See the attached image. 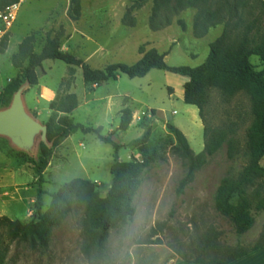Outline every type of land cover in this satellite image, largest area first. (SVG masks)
<instances>
[{
    "label": "rangeland",
    "instance_id": "1",
    "mask_svg": "<svg viewBox=\"0 0 264 264\" xmlns=\"http://www.w3.org/2000/svg\"><path fill=\"white\" fill-rule=\"evenodd\" d=\"M138 1L81 0L80 18L74 21L67 15L70 0H23L5 50L0 51V91L18 74L11 58L18 51L19 43L32 33L39 34L36 52L40 53L47 33L54 37L62 32V49L84 60L93 69L102 70L115 63L135 64L142 58L141 46L145 50L155 48L160 53L169 52L165 60L170 66L197 67L206 60L210 44L224 28V24H220L211 28L204 38L197 39L194 25L202 16V7L210 6L215 10L225 2L230 4L236 0H208L205 5L181 10L172 14L171 25L160 31L151 30L149 25L153 0H146L141 8H135ZM246 3V7L239 8V16L251 21L257 16L259 6L254 0H246ZM127 13L135 19L134 27L124 24ZM223 14L227 17L226 12ZM180 23L185 27L182 28ZM251 62L258 70L262 69L258 57H252ZM72 70L74 77L70 80ZM37 72L40 85L77 95L79 107L71 118L87 127H102L104 135L113 134L112 139L121 146V161L141 160L137 150L129 144L144 135L142 124L146 121L150 128L147 142L156 152V160L143 175V183L134 200L136 215L133 222L123 225L116 219L102 244L98 243L96 232L90 226V206L74 200L55 220L42 241L10 239L5 229L0 230L2 246L6 250L4 264H168L176 259L225 260L241 249L264 241V211H256L254 204L255 224L243 235L237 233L230 218L215 208V194L221 180L237 177L247 164L245 147L251 117L245 97L227 102L219 91H212L204 112V124L198 108L185 104L179 94L187 79L181 75L154 69L143 78L132 79L122 74L115 81L88 86L80 67H71L61 61L47 60ZM68 79L70 85L62 83ZM37 87L24 90V102L29 113L30 105L40 110L42 115L37 116V120L44 124L50 112L52 115L54 112L37 94ZM125 107L132 110L133 120L129 129L123 132L119 130V123L121 110ZM151 110H155V114ZM168 123L185 134L195 154L204 150L205 127L214 131L235 124L237 152L230 159L228 147L224 145L195 173L193 181L180 196L177 190L188 174V160L167 128ZM38 144L39 138L31 155L38 157ZM59 147L53 166L49 163L44 174V211L51 205V194L74 179L94 183L96 191L105 197L112 182L110 167L114 149L95 135L81 132L70 135ZM8 148L14 153L10 141L0 138V150L7 151ZM9 154L17 159L14 154ZM261 165L264 167V158ZM5 166L16 172L20 187L15 191L10 188L7 190L9 195L0 197V215L28 221L33 209L24 194L34 182L33 170L20 174L16 161L0 152V168ZM260 187L264 192V180L258 181L255 188ZM36 194L37 183L32 192L35 199ZM21 195L25 202L20 200Z\"/></svg>",
    "mask_w": 264,
    "mask_h": 264
},
{
    "label": "trees",
    "instance_id": "2",
    "mask_svg": "<svg viewBox=\"0 0 264 264\" xmlns=\"http://www.w3.org/2000/svg\"><path fill=\"white\" fill-rule=\"evenodd\" d=\"M20 1L0 0V10ZM206 1L208 0H153L149 21L151 30L160 31L170 26L172 14H177L187 8L198 7L201 4L205 5ZM254 1L259 6V12L251 21L239 16V8L247 6L246 0H236L230 4L225 2L223 6L215 10L210 6L202 7V16L194 25V35L197 39L204 38L211 28L220 24H224V28L220 36L210 44L206 60L197 67L170 66L165 60L169 52L160 53L155 48L145 50L141 46L139 53L142 58L135 64L115 63L102 70L93 69L84 60L62 49V32L54 37L47 33L40 53L36 52L39 34L32 33L19 43L18 51L11 58L13 67L19 72L0 91V110L11 105L14 95L21 87L26 86V89H29L39 85L37 70L47 60L61 61L71 67H80L84 83L88 86H100L108 81H115L122 74L132 79L143 78L154 69L184 76L188 79L184 84V102L198 108L204 124V112L212 91H219L227 102L239 96L245 97L250 105L251 117L245 147L247 164L237 177H225L221 180L215 194V208L221 215L232 220L238 234H246L255 224V218L252 215L253 204L256 211H264L263 188H255L258 181L264 180V167L261 165L264 158V1ZM145 2L146 0H139L135 8H141ZM224 12L227 13V17L223 14ZM67 15L71 20H79L81 0H70ZM123 22L130 27L135 26V19L130 16V13L125 15ZM180 24L182 28L185 27L183 23ZM7 37L2 43L1 52L5 50ZM254 56L259 58L261 70H258L251 62ZM73 77L74 71L72 70L69 79ZM69 79L62 83L67 82L70 85ZM78 107L79 99L76 94L62 93L58 90L56 98L49 104L54 115H51L44 123L48 128L47 142H43L39 137L38 157L15 147L14 153L9 152L14 154L19 162L30 165L37 180V194L32 206L31 218L24 222L12 220L7 216L0 217V230L5 229L10 239L19 237L44 240L55 220L63 215L64 209L69 207L74 200H80L90 206V226L96 232V239L100 244L105 240L116 219L120 220L123 225L133 222L136 215L134 200L143 183V175L156 160V152L147 142L150 135L149 125L145 121L142 124L145 129L144 135L129 144L137 150L141 160L121 161L119 157L121 146L112 139L113 134L104 135L102 127H87L73 121L71 115ZM151 112L155 114V110ZM32 116L37 119L36 114ZM132 120V110L129 107L122 109L119 130L127 131ZM235 126L233 124L214 131L205 127L204 150L195 154L185 134L173 124H167L183 156L188 160V174L180 182L178 195L184 194L187 186L193 181L195 173L203 168L209 158L217 154L224 145L228 147V157L234 158L237 152ZM76 132L85 135L93 134L98 140L114 149V161L110 167L112 175L110 188L107 195L102 197L96 191L94 183L84 179H74L63 184L58 191L51 194V205L44 211L45 171L55 150L66 138ZM251 189L254 190L250 193ZM262 246H264V241L258 242L249 249H241L227 258V261L243 257ZM5 254L6 250L2 246L0 237V264H4Z\"/></svg>",
    "mask_w": 264,
    "mask_h": 264
},
{
    "label": "crops",
    "instance_id": "3",
    "mask_svg": "<svg viewBox=\"0 0 264 264\" xmlns=\"http://www.w3.org/2000/svg\"><path fill=\"white\" fill-rule=\"evenodd\" d=\"M187 81H188V79L183 81V83H182L183 87ZM37 88H38L37 94H39L40 98H42L44 101H46V103L48 105L56 98V95H57L56 89H54L50 86L40 85V84L38 85ZM175 93H176V90H174V95H175ZM179 94L184 99V90L180 91ZM23 99H24V96H23ZM30 113H35L38 117H40L42 115L40 110L36 106H33V105H30ZM51 115H52V112H50L49 118L51 117ZM56 150L54 152V156L52 158V161L50 162V167L53 166V164H54V159L57 155ZM0 152L5 154L8 158L14 159L16 161V163L20 166V169H19L20 174L24 175L27 172H32V169L30 168V166L28 164H24V163L19 162L12 155L9 154V152H10L9 148L7 149V151L0 150ZM36 181L37 180L34 177L33 184L29 185L26 188V190H25L26 193L24 194V196L25 195L27 196L30 206H33V203L35 201V197L32 196V192H33V187L36 184ZM19 187H20V185H18L16 172L10 166L1 167L0 168V197L9 195L7 190H10V188H12L11 190L14 189L13 191H15V190H18ZM20 200L22 202H25V199L23 198V196L20 198ZM30 215H31V213L29 212L28 217ZM0 217H1V215H0ZM168 264H264V246H262L261 248L255 250V251L248 253L247 255H245L243 257L234 259L232 261H227V259H225V260H210V261L196 262V261L177 260L176 259V260H171Z\"/></svg>",
    "mask_w": 264,
    "mask_h": 264
},
{
    "label": "water",
    "instance_id": "4",
    "mask_svg": "<svg viewBox=\"0 0 264 264\" xmlns=\"http://www.w3.org/2000/svg\"><path fill=\"white\" fill-rule=\"evenodd\" d=\"M21 87L14 95L11 105L0 110V137L7 138L17 148L31 153L36 140L47 142L48 128L35 119L26 109Z\"/></svg>",
    "mask_w": 264,
    "mask_h": 264
},
{
    "label": "built area",
    "instance_id": "5",
    "mask_svg": "<svg viewBox=\"0 0 264 264\" xmlns=\"http://www.w3.org/2000/svg\"><path fill=\"white\" fill-rule=\"evenodd\" d=\"M23 0L0 10V50L4 39L10 34Z\"/></svg>",
    "mask_w": 264,
    "mask_h": 264
}]
</instances>
